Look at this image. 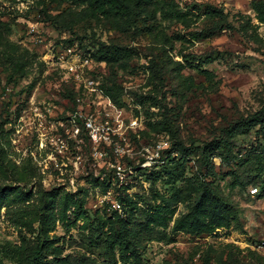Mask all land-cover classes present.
Listing matches in <instances>:
<instances>
[{
	"label": "rangeland",
	"instance_id": "obj_1",
	"mask_svg": "<svg viewBox=\"0 0 264 264\" xmlns=\"http://www.w3.org/2000/svg\"><path fill=\"white\" fill-rule=\"evenodd\" d=\"M251 1L181 0L183 5L224 7L232 28L217 30L202 40L173 41L174 49L168 52L159 47L161 44L138 36L135 30L119 32L106 15L73 22L70 29L50 20L55 15H61L60 21L66 23L77 20L71 9L81 8L71 0H0V20L10 22V40L25 63L22 72L5 56L7 49L0 48V147L17 164L36 169L37 177L30 185L37 191L32 201L38 199L40 189L59 191L58 200L68 194L83 203L80 209L73 205L66 212V220L59 219L50 232L54 242L48 246V258L66 257L62 264H83L85 256L103 262L104 251L93 246L91 237L100 235L98 220L112 215V201L119 200L124 190L136 202L133 211L138 221L157 204H163V198L172 201L174 211L166 227L151 225L150 238L144 240L134 264H264V184L233 187L234 178L228 175L234 169L245 182L254 165L232 162L228 166L215 156V150H210L208 158L217 176L212 178L207 174L208 167L202 166L204 148L215 146L213 141L219 140L221 129L240 115L260 109L264 101V47L239 29L242 15L257 22ZM179 29L180 25H170L167 32ZM259 33L264 36V26ZM98 42L131 50L135 56L128 68L121 70L95 58ZM181 52L189 61L212 71V82L190 64L183 73L192 75L196 83H205V87L188 89L173 78L176 73L166 64L171 59H185ZM86 57L94 62L86 65ZM152 58L167 67L165 83L156 75L150 77L147 66ZM71 65L80 69V77L70 71ZM113 75L123 87L124 106L103 93V86ZM73 92L85 103L106 107L102 116L114 110L120 116V122H115L120 135L98 146L84 128L72 136L70 116L77 102L68 94ZM161 119L170 122L172 134L153 130L142 134L147 121ZM133 121L137 123L133 125ZM160 139L169 141L170 147L173 141L180 149L172 155L175 160L171 167L177 179L171 178L166 169L155 167L154 162L152 167L142 165L144 148ZM96 150L102 155H95ZM212 180L220 185L240 218L230 227H219L211 233L176 230L175 222L193 205L196 189ZM256 187L259 190L253 192ZM5 211L2 209L0 217V264H18L11 249L20 245L22 237L33 244L36 232L21 231Z\"/></svg>",
	"mask_w": 264,
	"mask_h": 264
},
{
	"label": "trees",
	"instance_id": "obj_2",
	"mask_svg": "<svg viewBox=\"0 0 264 264\" xmlns=\"http://www.w3.org/2000/svg\"><path fill=\"white\" fill-rule=\"evenodd\" d=\"M71 1L81 8L80 11L71 9L70 14L78 15L77 20L66 23V21H60L61 15H55L50 20H55L56 23H64L70 29L75 22L84 21L87 18H97L98 14L106 15L119 32L135 30L138 36L143 35L154 44H161L159 47L164 51L169 49L168 52H172L174 49L173 41L184 43L202 40L210 37L217 30L232 28L229 22V13L226 12L225 8L211 4L188 3L183 5L181 0ZM251 8L255 13L257 22L250 16L242 15L239 29L249 39L264 47V36L259 33L261 26H264V0H252ZM165 22L170 25H180L181 29L169 34L167 29L170 25L164 26L163 23ZM205 23H211V25L207 26ZM11 32L10 22L0 20V48H6L8 51L7 54L5 53L7 59L24 72L23 56L19 54L18 47L11 42L9 37ZM180 54L185 59H171L166 66L172 70L171 72L176 73V77L173 78H178L183 87L188 89L192 86L205 87V83H196L192 75L183 73L189 64L204 75L207 82H212L215 77L212 71L203 68L202 64L189 61L188 55H184L182 52ZM134 56L135 54L131 53V50L125 46L105 42H98V50L94 55L98 60H105L108 64L121 70L128 68L130 60ZM168 57H170L169 54ZM147 67L151 72V78L156 75L161 82L165 83L169 74L167 67L161 66L156 58H152ZM122 90L123 87L117 82L116 75L109 77L107 83L103 86L105 96L119 106H124ZM68 97L74 99V101L76 100L74 92L69 93ZM141 98L148 99L149 97L142 96ZM138 114L139 111H137ZM145 127L147 129L145 128L142 131L143 135L148 134L150 130L165 134H172L173 132L167 119L156 122L147 121ZM253 134L255 138L251 139L250 137ZM243 139H245L244 144L241 142ZM213 142L215 146L211 149L209 145L206 146L202 155V166L206 165L208 167L207 174L209 176L212 178L217 176L214 166L211 164L212 161L208 158L210 150H215V156L219 157L228 166L232 162L254 165V169L247 174L248 177L245 182H243L244 177L234 169L229 171L228 175L234 178L233 187L264 184V101L260 109L242 114L223 127L219 140ZM179 145H181V148L183 147L181 143ZM176 146L177 143L172 141L167 161L157 167L166 169L165 171L174 179H177V176L171 167L175 160L172 155L180 150ZM187 154L185 153V156ZM36 177L37 172L32 165L17 164L9 157L4 147H0V217L2 209L5 208V215L21 231L28 229L33 233L36 232V241L33 244L30 245L28 239L22 237L20 245L11 249V252L12 250L15 251L18 264H62L65 262L66 257H47L48 246L54 242L50 232L56 229L59 219L66 220V212L73 205L76 206V209H80L83 203L78 202L77 199L68 194L58 200L59 191L40 189H38V199L32 201L37 191L34 192L33 187L31 188L30 185ZM215 182L212 180L209 183L204 182L199 185L196 189V198L193 205L186 214L175 222L174 227L176 230L187 229L191 232L211 233L219 227H230L233 221L240 218L236 207L222 193L220 185L215 184ZM256 189L259 190L258 187ZM119 201L122 211L114 209L109 218L99 219L98 229L101 230L100 235L96 238L91 237L93 246L104 251L105 260L99 262L85 256L83 264H134L138 259V250L144 240L150 238L147 236L148 233H151V225L166 227L170 215L174 212L171 209L172 201L163 198V204H157L155 210L146 213L145 219L138 221L133 211L137 205L136 202L131 200L130 195L122 190ZM35 224H37L36 227ZM133 257L136 259L133 260Z\"/></svg>",
	"mask_w": 264,
	"mask_h": 264
},
{
	"label": "built area",
	"instance_id": "obj_3",
	"mask_svg": "<svg viewBox=\"0 0 264 264\" xmlns=\"http://www.w3.org/2000/svg\"><path fill=\"white\" fill-rule=\"evenodd\" d=\"M94 62L91 58H85V63L89 64ZM85 66V65H84ZM70 71L80 77V69L71 65L68 67ZM77 108L74 113L70 116V122L72 125V136H77L82 128L86 129L89 133L90 139L94 145L98 146L101 143H109L113 140L116 135H120L119 128L116 127L115 122L119 123V115L115 114V111L105 113L102 116V109L106 110V107H95L94 104L85 103L82 98H76ZM137 121H133L132 124L135 125ZM152 150H150L149 148ZM145 147L143 150L144 159L142 160V165L148 167L147 165L153 163L155 167L163 165L169 157V141L165 139L156 140L152 145ZM116 153L120 151L119 147L115 148ZM95 155H102L101 151L96 150ZM153 164L150 166L152 167ZM142 167V166H141ZM119 169L118 175H121L120 165L116 166ZM132 169V168H131ZM137 169V168H136ZM253 192H257V189H253ZM112 201V200H111ZM112 206L115 209L121 210L122 206L119 200H113Z\"/></svg>",
	"mask_w": 264,
	"mask_h": 264
}]
</instances>
